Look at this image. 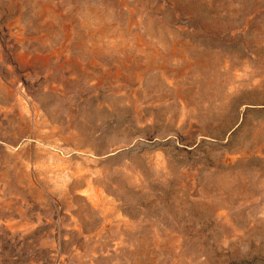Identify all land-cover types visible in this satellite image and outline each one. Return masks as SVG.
Masks as SVG:
<instances>
[{
	"label": "rangeland",
	"instance_id": "374dc122",
	"mask_svg": "<svg viewBox=\"0 0 264 264\" xmlns=\"http://www.w3.org/2000/svg\"><path fill=\"white\" fill-rule=\"evenodd\" d=\"M0 264H264V0H0Z\"/></svg>",
	"mask_w": 264,
	"mask_h": 264
}]
</instances>
